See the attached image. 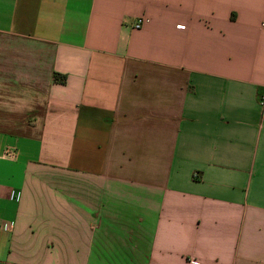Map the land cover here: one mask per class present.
<instances>
[{
    "label": "crops",
    "instance_id": "0c3cea01",
    "mask_svg": "<svg viewBox=\"0 0 264 264\" xmlns=\"http://www.w3.org/2000/svg\"><path fill=\"white\" fill-rule=\"evenodd\" d=\"M0 264H264V0H0Z\"/></svg>",
    "mask_w": 264,
    "mask_h": 264
},
{
    "label": "built area",
    "instance_id": "2783aa9c",
    "mask_svg": "<svg viewBox=\"0 0 264 264\" xmlns=\"http://www.w3.org/2000/svg\"><path fill=\"white\" fill-rule=\"evenodd\" d=\"M143 23H144V20L139 19V20L136 22V24H135V28H136V29H140V28H142Z\"/></svg>",
    "mask_w": 264,
    "mask_h": 264
},
{
    "label": "trees",
    "instance_id": "16d2710c",
    "mask_svg": "<svg viewBox=\"0 0 264 264\" xmlns=\"http://www.w3.org/2000/svg\"><path fill=\"white\" fill-rule=\"evenodd\" d=\"M65 79H66L65 76H61L59 74H55V80L56 81L64 82Z\"/></svg>",
    "mask_w": 264,
    "mask_h": 264
}]
</instances>
